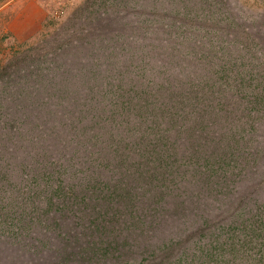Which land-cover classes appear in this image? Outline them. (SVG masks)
Wrapping results in <instances>:
<instances>
[{
    "label": "trees",
    "instance_id": "1",
    "mask_svg": "<svg viewBox=\"0 0 264 264\" xmlns=\"http://www.w3.org/2000/svg\"><path fill=\"white\" fill-rule=\"evenodd\" d=\"M238 2L87 0L83 23L76 22L70 39L75 42L79 34L95 40L92 65L78 57L60 60L54 67L58 74H52L54 68H35L32 76L40 74L34 86L45 93L16 113L22 124L15 118L0 123V157L8 153L3 158L10 164L0 163V237L24 241L31 232H49L57 249L61 244L64 261L75 264L81 259L83 264H184L170 251L184 242L179 233L187 227L194 231L198 223L196 230L209 232L196 240V256L188 264H264V202L237 206L235 201L243 194L247 166L260 165L256 154L264 158V139L254 136L256 153L242 151L240 139L227 134L230 124L222 120L232 105L255 109L264 101L258 92L264 90V36L257 33L264 10L247 5L250 14ZM131 6L141 16L140 33L164 30L159 39L166 49L153 44L154 52H134L130 64L99 62L116 33L110 21L123 17L120 9L114 11H131ZM193 7L198 19L189 16ZM91 114L95 120L77 124ZM257 127H250V135ZM201 129L205 136H194ZM17 150L31 156L30 165ZM13 165L21 167L22 176L11 172ZM130 165L131 178L116 177L121 166ZM150 177L161 192L149 187L144 179ZM140 198L146 199L142 205ZM120 205L128 220L113 211ZM137 209L145 211L141 215ZM187 211L197 215L191 223L182 216ZM153 234L166 241L159 244L148 237ZM132 243L141 246L143 257L131 254L118 261L122 253L114 254L116 245Z\"/></svg>",
    "mask_w": 264,
    "mask_h": 264
},
{
    "label": "rangeland",
    "instance_id": "2",
    "mask_svg": "<svg viewBox=\"0 0 264 264\" xmlns=\"http://www.w3.org/2000/svg\"><path fill=\"white\" fill-rule=\"evenodd\" d=\"M37 2L42 9L45 10L46 17L43 21L40 22V25H36L37 31L33 34H26L25 32L20 33L19 31V17H21L22 7H23V0H0V96L4 97L3 101H0V112H3L0 114V123H2L3 120H10L14 119V123L16 124H22L21 117L17 116L16 113L20 110H26L29 109L32 101H28V99H32L39 96V93L44 91L45 89L41 88L38 89V87L34 86V83H37V81L33 80L34 78H37V76L40 74H36L34 76L33 73L36 71L35 68H40L41 66L45 69L46 72H48L50 69H53L58 62L61 60L63 61H70L75 62V60L80 57V59H85L89 63V65H92L91 60H89L90 57L94 54V50L92 49V45L94 44V41L91 42V37L83 36L81 37L79 34L77 35V40L71 41L70 38L73 37V30H75L76 22L77 25L80 23H83L80 20L81 10L82 6H84L87 2V0H33ZM240 2L239 6H241V3L244 4L246 7L247 5H250L253 7V11L259 12L264 10V0H238ZM139 3V2H138ZM137 2L136 5H139ZM22 4V5H21ZM242 6V7H244ZM132 7V6H131ZM244 11H248L250 14L253 12L252 10H249V6L245 8ZM119 7V8H113L116 12H119V9L123 13L122 18H118V21H110L111 29H115V36L114 40L109 42V44L112 45H106L104 46V53H100L101 56H98L100 58H97L99 62L105 60L106 62L114 61H121L124 64H130L131 61H133L134 57L132 55L136 53H139L142 49H149L150 52H154V48H152L153 44L158 47L161 51L162 49H166V45L164 44V40H160L159 32L164 30L160 27L156 31H154L153 35L150 33H140L139 24L138 21L140 20V17H136L135 14L139 13L136 12V6L132 7L131 11H128L126 8ZM172 10V6L170 7ZM138 9V8H137ZM196 10V7H193V13ZM172 12V11H171ZM190 14L189 16L191 18L198 19L197 15ZM255 13V12H254ZM170 16L166 18H170ZM86 18V16L84 15ZM164 18V16H162ZM90 22H92L91 18H88ZM169 20V19H168ZM188 20V16H187ZM262 22L261 20H259ZM163 22H167L163 20ZM38 23V21H37ZM19 24V25H18ZM23 26V25H21ZM92 28V27H91ZM135 31V33H132V31ZM203 30L200 31V34L203 35ZM81 33V32H79ZM122 33V34H121ZM132 33V34H131ZM257 33L259 35L264 36V26L261 25L259 29L257 30ZM118 35V37H117ZM134 35V36H133ZM75 38V37H74ZM83 42H88L84 43ZM191 45H196V43L193 40H188ZM196 43V44H195ZM69 44V45H68ZM72 44H75V46L69 48ZM65 46L62 48H59L60 46ZM68 45V47H66ZM111 47V51L108 50V48ZM204 47H210L207 44L204 45ZM71 49L70 53L63 54L66 49ZM133 51H132V49ZM127 51V52H126ZM50 55V59H43V56L47 57L48 54L52 53ZM67 52V51H66ZM113 52V53H111ZM163 52V51H162ZM77 53H80V55H77ZM125 53H128L125 55ZM213 55V54H210ZM167 59H169V55H165ZM217 57V56H216ZM263 57V56H260ZM56 60V61H52ZM256 61L260 60L255 58ZM221 61V60H220ZM220 61L218 65L220 64ZM107 66V63H105ZM48 66V67H47ZM55 71L52 72V74H58V70L54 68ZM105 70V69H103ZM109 68L107 66V72ZM45 72V73H46ZM112 71L111 73H113ZM241 76L238 77V79ZM29 79L27 82L26 80ZM236 79V80H238ZM235 80V81H236ZM234 81V82H235ZM245 81V80H244ZM20 83V84H18ZM20 85H22L24 88H18ZM260 92L259 95L264 94V90L258 91ZM19 93L22 94V98L18 97ZM264 100V98H262ZM93 106L91 103L87 104L86 107ZM230 114L229 117L223 118V121H226L230 124V127L228 128L230 131L227 132L229 135L235 134L237 139H240L241 141V150L244 151L246 148L250 149V152L253 151L256 153V147L254 146L253 140L255 139V135L261 136V139H264V101H261L260 105H258L255 109L247 108V109H241L237 106L234 107L232 105L231 108H229ZM10 114V115H9ZM9 115V116H8ZM25 115V114H24ZM77 117V121L79 120ZM84 122H78L77 124H89V122L95 120V117L91 115H87ZM213 120V119H212ZM205 121H208L207 118ZM201 122V121H200ZM203 124V123H202ZM245 124V125H244ZM252 125H257L258 127L256 129L252 130V133L250 135V127ZM81 126V125H80ZM249 128L247 129L246 127ZM202 128V127H201ZM244 128H246L248 131H244ZM203 129H201V132L199 134H196L194 136L197 137H204L202 132ZM245 136V138L243 137ZM251 137V138H250ZM254 146V147H253ZM25 151H19L17 150V154L21 155L19 158L28 159L25 163L30 165L31 161L28 155L23 154ZM254 153V154H255ZM23 154V155H22ZM8 159V153L6 155H2L0 158L1 164L10 165L6 160L3 158ZM259 161L261 162L260 165H248V169H246L247 176L243 182H241V188L243 189V194H239L238 197L235 198L236 205L239 206L241 204H246L247 202H264V183H257L259 180L261 181L264 178V158H262L259 154L255 155ZM4 160H3V159ZM32 159V158H31ZM25 161V160H24ZM118 159H115V163L117 164ZM115 163H113V166H115ZM115 167H113L114 169ZM131 169V165L129 169H125L123 166L120 167L119 173H114L119 177V179H129L131 178L132 174L129 172ZM11 172L15 176H22V170L20 168H16L13 165V168H11ZM109 174V175H114ZM146 182L149 183V187L156 188L155 191L161 192V189L158 187L159 182L154 181L153 177H150L149 179H144ZM142 185V183H141ZM141 185H134L135 187H140ZM115 188V184L112 186V190ZM140 194L142 191H138ZM146 199L140 198V204L144 203ZM178 201H175L177 203ZM178 204V203H177ZM121 207L117 209H113V211L117 210V215L124 216L125 219L128 220V215L126 207L123 205H120ZM124 207V208H123ZM134 211V210H133ZM138 213L142 215V211H145L144 209L136 210ZM131 212V210L129 211ZM184 218H188V222L191 223L190 220H195L196 216L194 214V217L191 215H188V211L185 214H182ZM163 218L165 216H162ZM129 219L131 217L129 216ZM133 219V218H132ZM199 222V221H198ZM67 224V223H66ZM217 224V223H216ZM212 224L210 227L212 228L214 225ZM199 226L198 223L195 224L194 231L188 233V227L185 228L187 231L184 234V230L179 233V236L182 235L185 237V240L183 243L179 245V247H176V249H172L170 252L173 256H178L182 258V263L188 264V260L193 258L195 253L193 252L195 242L196 240H199L200 235L203 232H209L208 229L196 230V228ZM210 228V229H211ZM184 234V235H183ZM189 235V236H187ZM50 237L49 232L42 233V231L38 232H31L29 235L25 238V240L19 241L17 239H11L10 237L2 238L0 237V264H75L74 262L70 261H64L63 255L60 254L61 244L58 249L53 245L52 239H48ZM148 237H156V235H149ZM158 239L159 244H161L164 240L163 238L160 240L159 235L156 237ZM119 240H121L119 238ZM51 241V245H49V242ZM122 244V243H121ZM120 244V245H121ZM166 246V245H165ZM60 248V249H59ZM158 249H163L165 251V248H161L160 245L157 247ZM172 248V247H170ZM174 248V247H173ZM180 248V250L177 252V249ZM114 254L122 253V255L118 258V261L124 262L126 257L132 254V258L137 256L142 258L143 254L141 252V246L136 248V245L134 243L126 245L125 247L118 246L114 248ZM123 251H125V255L123 254ZM162 251V250H161ZM176 254V255H175ZM115 255H110L109 258H114ZM153 258L152 256H150ZM79 259V258H77ZM82 259L80 260V263L83 264ZM160 262V259H157L155 261ZM106 264V263H104ZM108 264V263H107Z\"/></svg>",
    "mask_w": 264,
    "mask_h": 264
},
{
    "label": "crops",
    "instance_id": "3",
    "mask_svg": "<svg viewBox=\"0 0 264 264\" xmlns=\"http://www.w3.org/2000/svg\"><path fill=\"white\" fill-rule=\"evenodd\" d=\"M22 4L21 17H19L18 21L20 24H18L20 26L19 31L20 33L25 32L27 35L34 34L37 31L36 25H40V22L46 17L45 10L33 0H23Z\"/></svg>",
    "mask_w": 264,
    "mask_h": 264
}]
</instances>
